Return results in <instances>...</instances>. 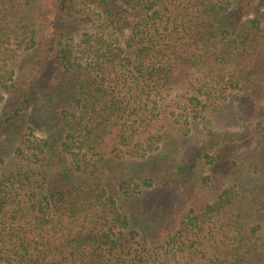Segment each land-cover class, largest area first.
Listing matches in <instances>:
<instances>
[{"label":"trees","instance_id":"obj_1","mask_svg":"<svg viewBox=\"0 0 264 264\" xmlns=\"http://www.w3.org/2000/svg\"><path fill=\"white\" fill-rule=\"evenodd\" d=\"M8 1L23 38L5 33L0 10V95L11 104L0 135L24 118L28 135L45 132L6 140L16 167L0 180V264H264V185L250 193L264 184V151L237 154L246 138L221 137L176 168L172 213L151 216L137 204L142 185L120 180L124 162L218 118L234 97L264 108V0ZM75 3L96 7L105 28L133 22L124 45L95 39L87 67L65 44L82 14ZM174 73L187 74L189 100L175 99ZM198 162L208 171L200 179ZM224 170H235L225 185L216 179ZM198 195L202 204L192 203Z\"/></svg>","mask_w":264,"mask_h":264},{"label":"rangeland","instance_id":"obj_2","mask_svg":"<svg viewBox=\"0 0 264 264\" xmlns=\"http://www.w3.org/2000/svg\"><path fill=\"white\" fill-rule=\"evenodd\" d=\"M1 2H4L3 6ZM10 4L8 0H0V10L7 22L6 27L3 28L5 33L10 34V39L15 41L18 39V41H21L23 36L21 35L22 30H19L20 25H14L16 22L15 13L17 10L16 8H12ZM75 4L78 10L81 9L82 14L77 15L74 19L69 21L67 36L71 38V41H66L65 44L71 47L74 62L79 66L87 67L90 61L94 60L97 50L95 39L102 36L103 39L111 43L112 48L117 47L116 40H118L121 45H124L125 40L129 36L130 25H132L133 22L130 21V23L132 22L131 24H123L122 21H119V24L117 23L118 25L110 23V25L105 28L102 18L98 17L99 11L96 7H84V5L80 3ZM110 4L111 7L114 6L113 2ZM0 24H2L1 21ZM16 54H20L21 56V51L18 50ZM20 56H16L14 59L17 61ZM188 82L187 74L182 77L180 73H174L172 77L168 79V85H171V91H175V94H180L175 98L177 101L183 102L184 100H189L193 96V92L187 91ZM35 90H38L37 87H35ZM197 96H199L201 103L206 102L205 95ZM165 97H167L164 98L167 101L172 99L168 96ZM233 99L234 102L232 105L223 110L218 118L211 119L209 122H206L205 119H200L196 125L187 128L183 134H179L180 129H178V134L175 133L177 135H174V137L170 139L168 138V140L163 143L160 151L150 155L146 160H143V162L138 164L134 163V165L128 160V162L123 163L124 166L122 168L120 180H127L130 185L132 182H137L142 185L141 195L137 192L139 197V203L137 204H139L141 209L152 208L153 215H150L154 217L159 214L172 213V205L175 204L176 200L175 202L170 201V196L166 197V195L173 189L170 187L176 180V168L184 164L189 165L192 162L194 163V156L197 157L196 152H200L199 157L203 158L209 150V146L212 145L213 142L220 140L221 137L246 138L243 144L245 146L242 147V145H237L236 147L238 148L236 149L238 150L236 153L242 156L261 153L260 150L264 151V133H262L264 130V108L256 111V107L253 106V103H248L245 99L239 98V96ZM220 104L224 105L222 102H220ZM225 104L226 106L229 105H227V103ZM9 110H11L10 102H7V98L4 95H0V116ZM29 124V120L24 118L22 121L9 126L1 133L0 180L16 167L13 166L16 152L14 147H11L8 141H6L9 136H13L14 134L21 136L26 132L27 136L25 140L27 141L34 140L35 138H42L43 132H45L42 128L33 135H28L29 133L26 130ZM175 129H177V126H175ZM98 130H101V128ZM98 130L94 131L92 137L97 136ZM182 146H184L186 150L181 149ZM177 153L178 155L176 157L175 155ZM196 166L197 169H195L196 172H194L196 179L205 177L208 174L207 168L203 167L201 162H198ZM168 168L170 171L167 170ZM234 172L235 170H224V173H220L219 176L216 175V179L225 185L226 183H230L229 180L232 178ZM249 175V173H247V175L244 173L243 183H245V185L249 184ZM259 175L260 178L264 180V169L260 171ZM75 176L79 185L84 187L91 185V180L86 173L83 175L75 173ZM118 182L119 179L115 181L116 184H118ZM263 185L262 181L258 183L253 182L251 184L250 193L254 194L257 187L260 188ZM181 191V188L177 189V204L180 201ZM200 199L201 196L198 195V197L193 199L192 203L202 204ZM212 199L213 195H208L206 198L207 202L210 204L212 203ZM182 206L184 207V204H182Z\"/></svg>","mask_w":264,"mask_h":264}]
</instances>
